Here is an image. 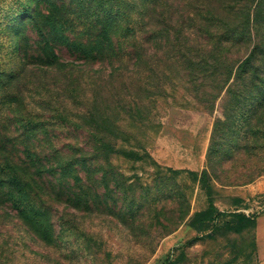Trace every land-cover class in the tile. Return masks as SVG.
<instances>
[{
    "label": "rangeland",
    "instance_id": "rangeland-1",
    "mask_svg": "<svg viewBox=\"0 0 264 264\" xmlns=\"http://www.w3.org/2000/svg\"><path fill=\"white\" fill-rule=\"evenodd\" d=\"M254 44L264 0H0V264H264Z\"/></svg>",
    "mask_w": 264,
    "mask_h": 264
},
{
    "label": "trees",
    "instance_id": "trees-1",
    "mask_svg": "<svg viewBox=\"0 0 264 264\" xmlns=\"http://www.w3.org/2000/svg\"><path fill=\"white\" fill-rule=\"evenodd\" d=\"M210 21V20H209ZM249 26L247 28H244L243 26L233 25L228 26L221 29V32L216 33L217 41L219 43H222V36H226L225 33H227L228 41L230 42L232 46V50L234 47L238 45L244 44V39L248 37H252L251 29L252 26L250 24V21H248ZM225 31V32H224ZM252 45V42L250 43V46ZM230 51V50H229ZM231 52V51H230ZM232 53V52H231ZM262 53L259 56L258 52V45L254 44L253 50L249 53L248 56H246L242 61H233L232 66L229 70L228 75V81L231 79V76L233 74H237L238 78H251L254 79L256 82H261L264 84L263 80H260L261 73L258 68H254L253 64L254 62H260L263 63V59L261 58ZM252 70L256 72L257 75H253ZM230 76V77H229ZM237 78V79H238ZM244 79H241V81L244 84ZM20 177L13 176L11 180L5 181L3 180L0 182V187H6L5 183L8 184V191H13L15 188L19 187L20 185ZM202 182L207 183L208 181V173L207 170H204L202 173ZM17 191V190H16ZM8 192H6L7 194ZM12 207L16 210L19 217L32 229H34L38 234H44L48 232L51 228V214H52V208L50 207V203L43 201L39 203L35 202H23L21 197L19 196L18 199H15L13 202H11ZM212 208V207H211ZM215 209L213 208V211Z\"/></svg>",
    "mask_w": 264,
    "mask_h": 264
}]
</instances>
